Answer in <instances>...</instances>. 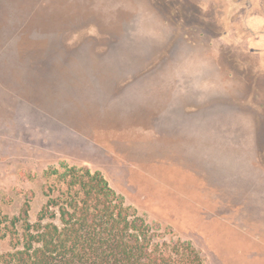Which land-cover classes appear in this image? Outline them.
<instances>
[{
    "label": "rangeland",
    "instance_id": "1",
    "mask_svg": "<svg viewBox=\"0 0 264 264\" xmlns=\"http://www.w3.org/2000/svg\"><path fill=\"white\" fill-rule=\"evenodd\" d=\"M258 13L264 0H0V251L68 165L206 264H264Z\"/></svg>",
    "mask_w": 264,
    "mask_h": 264
},
{
    "label": "trees",
    "instance_id": "2",
    "mask_svg": "<svg viewBox=\"0 0 264 264\" xmlns=\"http://www.w3.org/2000/svg\"><path fill=\"white\" fill-rule=\"evenodd\" d=\"M47 201L29 221V202L10 232L13 249L0 264H206L190 241L163 240L127 205L100 171L62 165L47 172ZM0 235V240L5 238Z\"/></svg>",
    "mask_w": 264,
    "mask_h": 264
},
{
    "label": "crops",
    "instance_id": "3",
    "mask_svg": "<svg viewBox=\"0 0 264 264\" xmlns=\"http://www.w3.org/2000/svg\"><path fill=\"white\" fill-rule=\"evenodd\" d=\"M264 20V14L258 13V14H254L252 17H250L247 20V24H248V28L250 31L256 33L257 32V28H250L251 25L252 26H258L259 23H262V21ZM253 37V36H252ZM264 38L263 33H261L259 31V33L257 34V36L254 37V39H252V41H258L260 38ZM252 41L249 40V46H250V50L252 53H264L262 48H260V45L257 43H254L255 45L251 44ZM258 51V52H257Z\"/></svg>",
    "mask_w": 264,
    "mask_h": 264
},
{
    "label": "flooded vegetation",
    "instance_id": "4",
    "mask_svg": "<svg viewBox=\"0 0 264 264\" xmlns=\"http://www.w3.org/2000/svg\"><path fill=\"white\" fill-rule=\"evenodd\" d=\"M247 21V20H246Z\"/></svg>",
    "mask_w": 264,
    "mask_h": 264
}]
</instances>
